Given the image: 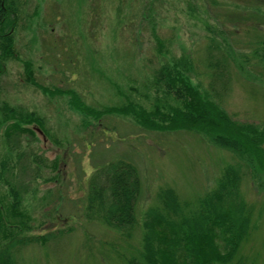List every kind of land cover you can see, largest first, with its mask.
I'll list each match as a JSON object with an SVG mask.
<instances>
[{
	"label": "rangeland",
	"instance_id": "374dc122",
	"mask_svg": "<svg viewBox=\"0 0 264 264\" xmlns=\"http://www.w3.org/2000/svg\"><path fill=\"white\" fill-rule=\"evenodd\" d=\"M19 17L15 58L0 75V106L34 112L49 137L35 128L34 136H20L10 150L0 114V161L9 158L14 165L13 183L32 225L25 235L64 234L45 245L19 248L18 260L126 264L124 258L140 248L141 224L124 240L99 220H86L93 168L114 159L134 164L141 180L136 207L141 223L159 190L171 188L194 205L215 187L226 165L240 161L205 134L147 130L129 115H106L96 122L73 108L69 92L95 111L128 103L163 106L162 93L152 87L154 71L188 57L192 84L209 91L208 54L216 47L214 57L228 51L238 63L248 58L242 71L230 59L229 90L220 107L233 119L264 126V65L253 56L264 38V0H21ZM24 62L32 67L34 85L26 80ZM217 88L213 85L212 92ZM34 157L46 165L58 160V172L31 162ZM256 170L264 181V170ZM242 173L241 195L252 207L255 228L239 256L247 264H264V192L244 166ZM8 203L0 183V206L7 210ZM5 243L2 234L0 247Z\"/></svg>",
	"mask_w": 264,
	"mask_h": 264
},
{
	"label": "trees",
	"instance_id": "16d2710c",
	"mask_svg": "<svg viewBox=\"0 0 264 264\" xmlns=\"http://www.w3.org/2000/svg\"><path fill=\"white\" fill-rule=\"evenodd\" d=\"M20 8L21 0H0V75L6 62L15 58L13 32L20 20ZM214 50L220 49L212 47L209 50V91L204 92L192 84L189 76L192 64L188 57L164 64L154 71L152 87L162 93L163 106L156 103L152 109H145L128 103L95 111L76 93L69 92L73 108L96 122L106 115H129L147 130H189L205 134L214 146L234 154L240 161L226 165L215 187L194 205L182 202L171 188L159 190L156 204L146 210L141 223L136 215L141 180L134 164L114 159L93 168L87 181L86 220H99L124 240H130L141 224L140 248L124 258L126 264H247L239 251L255 225L252 207L241 195L242 167L257 179L264 192V181L256 177V166L264 170V126L233 119L220 107L221 97L229 90L230 59L242 71L248 58L241 57L238 63L228 51L214 57ZM253 56L264 65V38L257 43ZM24 67L26 80L34 85L32 67L25 62ZM213 85L219 91L213 93ZM211 93L213 95H209ZM0 114L5 125V144L10 150L11 143L17 144L20 136H34L35 128L41 135L49 137L44 120L34 112L2 103ZM40 159L34 157L31 162L58 172V160L46 165ZM13 172L14 165L9 158L0 161V183L6 187L9 197L8 209L0 206V236L3 234L6 242L0 247V264H20L19 248L31 243L45 245L64 234L58 230L41 236L25 235L32 230V225L23 210L21 191L13 183Z\"/></svg>",
	"mask_w": 264,
	"mask_h": 264
}]
</instances>
